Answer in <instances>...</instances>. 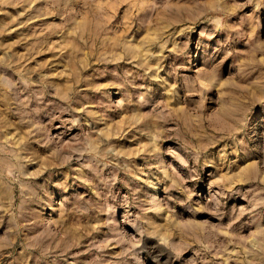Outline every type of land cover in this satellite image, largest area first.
<instances>
[{
  "label": "rangeland",
  "instance_id": "374dc122",
  "mask_svg": "<svg viewBox=\"0 0 264 264\" xmlns=\"http://www.w3.org/2000/svg\"><path fill=\"white\" fill-rule=\"evenodd\" d=\"M0 264H264V0H0Z\"/></svg>",
  "mask_w": 264,
  "mask_h": 264
},
{
  "label": "bare ground",
  "instance_id": "6f19581e",
  "mask_svg": "<svg viewBox=\"0 0 264 264\" xmlns=\"http://www.w3.org/2000/svg\"><path fill=\"white\" fill-rule=\"evenodd\" d=\"M156 197V196H155Z\"/></svg>",
  "mask_w": 264,
  "mask_h": 264
}]
</instances>
